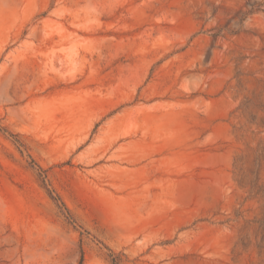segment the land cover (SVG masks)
<instances>
[{
	"label": "rangeland",
	"instance_id": "obj_1",
	"mask_svg": "<svg viewBox=\"0 0 264 264\" xmlns=\"http://www.w3.org/2000/svg\"><path fill=\"white\" fill-rule=\"evenodd\" d=\"M0 264H264V0H0Z\"/></svg>",
	"mask_w": 264,
	"mask_h": 264
}]
</instances>
